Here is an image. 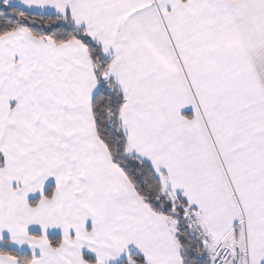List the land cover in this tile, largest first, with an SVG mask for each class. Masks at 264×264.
<instances>
[{
  "label": "snow or ice",
  "instance_id": "6c2138e0",
  "mask_svg": "<svg viewBox=\"0 0 264 264\" xmlns=\"http://www.w3.org/2000/svg\"><path fill=\"white\" fill-rule=\"evenodd\" d=\"M0 264H264V0H0Z\"/></svg>",
  "mask_w": 264,
  "mask_h": 264
}]
</instances>
